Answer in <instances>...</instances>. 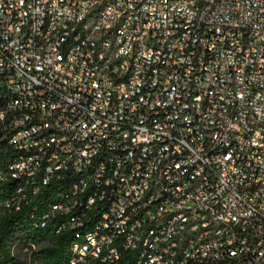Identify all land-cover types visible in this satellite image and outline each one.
Segmentation results:
<instances>
[{
	"label": "built area",
	"instance_id": "built-area-1",
	"mask_svg": "<svg viewBox=\"0 0 264 264\" xmlns=\"http://www.w3.org/2000/svg\"><path fill=\"white\" fill-rule=\"evenodd\" d=\"M38 194L68 264H264V0H0V214Z\"/></svg>",
	"mask_w": 264,
	"mask_h": 264
},
{
	"label": "trees",
	"instance_id": "trees-1",
	"mask_svg": "<svg viewBox=\"0 0 264 264\" xmlns=\"http://www.w3.org/2000/svg\"><path fill=\"white\" fill-rule=\"evenodd\" d=\"M43 194L33 197L29 204L22 205L18 210L5 211L0 214V264H26L16 248H33L32 258L38 264H68L72 233L63 230L54 232V226L35 225L45 203ZM37 206L34 218H30V210ZM47 241L44 246L41 244Z\"/></svg>",
	"mask_w": 264,
	"mask_h": 264
},
{
	"label": "rangeland",
	"instance_id": "rangeland-1",
	"mask_svg": "<svg viewBox=\"0 0 264 264\" xmlns=\"http://www.w3.org/2000/svg\"><path fill=\"white\" fill-rule=\"evenodd\" d=\"M48 242L44 241L41 245L44 246ZM36 248L33 247L31 249L29 248H16L15 251L20 255V257L25 260L26 264H38V262L32 258V252Z\"/></svg>",
	"mask_w": 264,
	"mask_h": 264
},
{
	"label": "clouds",
	"instance_id": "clouds-1",
	"mask_svg": "<svg viewBox=\"0 0 264 264\" xmlns=\"http://www.w3.org/2000/svg\"><path fill=\"white\" fill-rule=\"evenodd\" d=\"M188 2H192V3H194V0H188ZM187 15H188L189 18H191V17L194 15V13L191 12V11H189V12L187 13ZM19 167L23 168V165H20ZM233 255H235V253H233Z\"/></svg>",
	"mask_w": 264,
	"mask_h": 264
}]
</instances>
